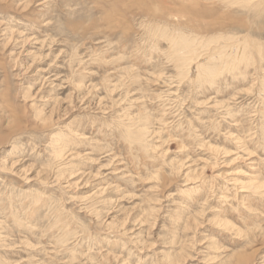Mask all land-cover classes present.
Segmentation results:
<instances>
[{"label": "rangeland", "instance_id": "obj_1", "mask_svg": "<svg viewBox=\"0 0 264 264\" xmlns=\"http://www.w3.org/2000/svg\"><path fill=\"white\" fill-rule=\"evenodd\" d=\"M0 264H264V0H0Z\"/></svg>", "mask_w": 264, "mask_h": 264}, {"label": "bare ground", "instance_id": "obj_2", "mask_svg": "<svg viewBox=\"0 0 264 264\" xmlns=\"http://www.w3.org/2000/svg\"><path fill=\"white\" fill-rule=\"evenodd\" d=\"M246 1H247V0H246ZM185 39H187V38H185ZM185 39H184V40H185ZM173 40H174V39H173ZM187 42H188V41H187ZM192 42H195V43L193 44V46H195V44L197 43V41H192ZM173 44H174V42H173ZM191 46H192V45H191ZM195 47H196V46H195ZM192 48H193V47H192ZM192 48H191V49H192ZM186 50H187V49H186ZM184 51H185V50H184ZM193 51H194V50H193ZM193 51H192V53H193ZM179 52H180V51H179ZM235 52H236V51H235ZM188 53H189V52H187V54H188ZM232 53H233V52H232ZM187 54H186V56H187ZM194 54H195V53H194ZM184 55H185V54H184ZM192 55H193V54H192ZM229 55H230V54H229ZM238 55H239V54H238ZM232 56H233V54H232ZM232 56H230V57H232ZM187 58H188V57H187ZM185 59H186V58H185ZM221 60H222V59H221ZM188 63H189V62H188ZM198 68H199V67H198ZM229 68H230V67H229ZM203 73H204V72H203ZM203 73H202V74H203Z\"/></svg>", "mask_w": 264, "mask_h": 264}]
</instances>
